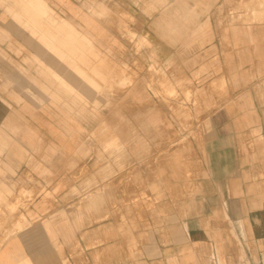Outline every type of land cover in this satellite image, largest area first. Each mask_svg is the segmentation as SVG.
I'll return each mask as SVG.
<instances>
[{"label": "crops", "instance_id": "0c3cea01", "mask_svg": "<svg viewBox=\"0 0 264 264\" xmlns=\"http://www.w3.org/2000/svg\"><path fill=\"white\" fill-rule=\"evenodd\" d=\"M37 1L52 10L47 0ZM115 1L188 5L189 12L162 15L192 21L188 32L174 27L173 35L204 37L203 45L188 50L191 65L171 75L194 85L188 126L197 138L182 143L181 129H168L164 98L153 103L142 91L126 97L139 116L125 125L123 152L116 139H102L100 120L98 138L89 141L81 132L75 138L68 118L59 130L52 116L39 114L29 122L30 138H19L16 66L36 65L16 61L15 12L11 17L0 10V264H223L237 259L238 248L260 264L264 22L245 26L234 20L264 15L228 11L250 0ZM49 2L76 12L69 4L82 0ZM200 21L206 23L203 35L196 27ZM84 23L93 28L90 18ZM138 34L153 35L144 28ZM81 36L92 43L91 34ZM158 40L162 65L161 51L185 50L181 40L173 46ZM27 177L35 183L16 189Z\"/></svg>", "mask_w": 264, "mask_h": 264}, {"label": "rangeland", "instance_id": "374dc122", "mask_svg": "<svg viewBox=\"0 0 264 264\" xmlns=\"http://www.w3.org/2000/svg\"><path fill=\"white\" fill-rule=\"evenodd\" d=\"M250 1L228 11L243 10L253 15L261 12L264 15V0L255 6ZM47 2L52 9L48 13L44 4L37 0H0V10L11 17L13 10L15 12L16 61L23 66L36 65L16 66V136L29 139L26 132L31 128L29 122L40 114L52 116L59 130L65 128L64 118H68L69 131L75 130V138L79 139L81 132L91 141L98 138V130H94L100 120L102 139L103 136L107 140L116 139L118 151L123 152L124 143L121 142L126 136L125 125L132 117L137 119L139 116L134 108L131 111L126 97L131 92L142 91L148 93L153 103L156 98H164L171 114L168 129L178 132L180 128L182 143L190 141L193 136L197 138V133L188 126L191 113L187 103L191 102L194 85L178 79L175 81L171 75L174 69L191 65L194 58L189 59L193 53L188 50L196 42L203 45L204 37L173 35L174 27L178 28L177 33L179 28L188 32L192 21L164 18L167 15H162L164 12H189L188 5L82 0L79 4H69L77 9L74 12L64 9L62 6L65 5ZM196 7L207 10L205 4H197ZM148 16H151L150 20L146 18ZM85 18L91 19L93 28L84 23ZM234 22L248 26L253 22H264V19L245 18ZM196 27L201 35L205 33L204 21ZM142 28L151 29L153 35H139ZM158 28H163L166 34L162 33L163 30L157 34ZM85 33L93 36L91 44L83 40L81 34ZM158 39L170 46L179 44L181 40L186 51L174 53L168 48L161 51L159 54L165 58L162 65L163 59L159 60L156 50L157 42H162ZM205 61L203 57L202 62ZM30 110L37 115H32ZM28 183L35 181L27 177L18 183L21 185L16 183V189L19 186L25 188ZM260 247L264 251V243ZM238 252L237 259H223L222 263L252 264V260H248L243 251L241 253V248ZM260 264H264L263 259Z\"/></svg>", "mask_w": 264, "mask_h": 264}]
</instances>
